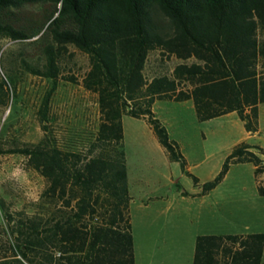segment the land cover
<instances>
[{
  "label": "trees",
  "instance_id": "1",
  "mask_svg": "<svg viewBox=\"0 0 264 264\" xmlns=\"http://www.w3.org/2000/svg\"><path fill=\"white\" fill-rule=\"evenodd\" d=\"M26 5H38V13L22 26L18 14ZM0 37H35L29 41L38 48L35 62L23 59L21 68L50 81L35 110L43 136L0 148L26 157L45 182L29 215L15 217L0 202V264H134L122 115L144 119L181 169L178 144L151 110L156 99L191 100L199 121L235 112L248 134L257 133L264 0H0ZM68 46L87 56L81 85L96 95L98 115L92 130L59 142L48 126L49 99L59 78L76 82L62 74ZM152 50L175 58L169 73L144 75ZM15 82L13 74L0 77V106L13 98ZM263 156L258 144L237 142L198 194L215 187L230 165L250 163L264 195ZM263 258L264 232L197 234L191 264H260Z\"/></svg>",
  "mask_w": 264,
  "mask_h": 264
},
{
  "label": "rangeland",
  "instance_id": "2",
  "mask_svg": "<svg viewBox=\"0 0 264 264\" xmlns=\"http://www.w3.org/2000/svg\"><path fill=\"white\" fill-rule=\"evenodd\" d=\"M37 13L38 5H26L19 10L18 20L24 26L28 24L24 19ZM33 38L11 40L0 37V77L9 73L16 79L13 98L7 105L0 106L1 149L34 143L44 133L36 120L35 110L50 81L21 68L23 59L35 62L38 48L29 42ZM64 59L62 74H72L76 82H64L59 78L49 99L48 126L59 142L65 141V136L70 133L82 134L92 130L98 115L96 95L81 85V76L88 67L87 56L68 46ZM175 61L173 56L152 50L144 66V75L169 73ZM151 110L164 126L168 138L178 144L185 165L181 169L177 162L166 157L144 119L122 115L121 147L133 194H168L174 199V205L185 209L190 216L188 225L195 232L247 234L264 231V195L257 192L250 163L230 165L222 179L208 191L205 200L214 202L209 217L219 224L217 227L205 224L203 212L206 210L199 199L184 198L179 194L199 191L201 183L217 174L232 145L244 137L242 122L236 114L199 121L190 100L156 99ZM248 142L264 146V103L258 106L256 136L249 138ZM186 172L195 176L198 183L194 184ZM258 182L264 188V173L258 175ZM44 185V178L28 167L26 157L19 153H0V202L11 215H29ZM1 213L0 208V224Z\"/></svg>",
  "mask_w": 264,
  "mask_h": 264
},
{
  "label": "crops",
  "instance_id": "3",
  "mask_svg": "<svg viewBox=\"0 0 264 264\" xmlns=\"http://www.w3.org/2000/svg\"><path fill=\"white\" fill-rule=\"evenodd\" d=\"M233 113L235 112H228L224 115ZM244 132V137L241 140L248 142L249 138L256 136V133L248 134L245 130ZM258 145L264 150V146ZM126 182L130 196L128 212L133 240L134 264H191L194 238L197 234H240L224 231L195 232L188 225V221H190L188 217L190 216L185 209L174 205V199L170 198L168 194L153 192L134 195L129 187L127 172ZM198 192L195 190L186 193L179 192V194L184 198L199 199L206 210L203 212V216L206 219L205 224L209 227H217L219 224L209 217L211 216L214 202L205 200L208 192L205 194H198ZM260 264H264V258Z\"/></svg>",
  "mask_w": 264,
  "mask_h": 264
}]
</instances>
